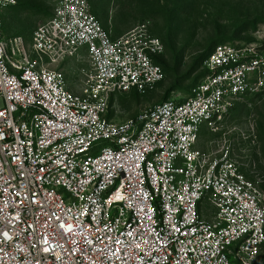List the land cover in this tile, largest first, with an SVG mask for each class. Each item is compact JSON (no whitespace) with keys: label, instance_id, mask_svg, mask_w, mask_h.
Segmentation results:
<instances>
[{"label":"built area","instance_id":"2783aa9c","mask_svg":"<svg viewBox=\"0 0 264 264\" xmlns=\"http://www.w3.org/2000/svg\"><path fill=\"white\" fill-rule=\"evenodd\" d=\"M15 4L0 0V264H264V196L223 132L264 95V30L215 45L188 98L117 123L112 98L164 80L161 41L145 26L112 38L86 0L5 39ZM202 126L216 150L197 148Z\"/></svg>","mask_w":264,"mask_h":264},{"label":"rangeland","instance_id":"374dc122","mask_svg":"<svg viewBox=\"0 0 264 264\" xmlns=\"http://www.w3.org/2000/svg\"><path fill=\"white\" fill-rule=\"evenodd\" d=\"M16 6L4 10L2 33L5 39L24 36L45 23L59 0H15ZM90 11L112 38L145 26L158 38L164 52L156 62L164 71V80L146 95L124 94L115 98L110 109L114 122L139 117L152 107L180 101L205 75L203 61L211 48L219 44L244 45L264 30V0H86ZM77 57L66 60L69 81L77 77ZM76 88V87H75ZM78 90V89H75ZM204 131L197 148L205 152L223 144L222 133ZM231 157L239 163L243 175L264 196V95L236 106L224 129ZM248 137L244 139L241 135ZM224 146H228L224 144ZM203 218L211 220L215 212L207 201L201 204ZM264 258V245L261 249Z\"/></svg>","mask_w":264,"mask_h":264},{"label":"trees","instance_id":"16d2710c","mask_svg":"<svg viewBox=\"0 0 264 264\" xmlns=\"http://www.w3.org/2000/svg\"><path fill=\"white\" fill-rule=\"evenodd\" d=\"M16 5H17V4H16ZM16 5L8 6V7L5 8V10H8V9H10V8H13V7H15ZM3 14H4V12H3ZM51 17H52V16H51ZM51 17H50V18H51ZM30 36H31V35H30ZM120 36H121V35H120ZM118 37H119V36H118ZM115 38H117V37H115ZM214 46H215V45H214ZM214 46H213V47H214ZM213 47L211 48V50L213 49ZM211 50L209 51V53L211 52ZM209 53L207 54V56L209 55ZM207 56H206V57H207ZM206 57H205V58H206ZM204 76H205V75H204ZM204 76H203V77H204ZM130 94H136V93H133V92H132V93H130ZM136 95H138V94H136ZM118 96H119V95H118ZM118 96H117V97H118ZM115 98H116V97H115ZM115 98H112V101H111V107H112V105H113L114 102H115ZM111 117H112V116H111V113H109L108 118H111ZM203 132H204V131H202V133H203ZM202 133H201V134H202Z\"/></svg>","mask_w":264,"mask_h":264}]
</instances>
